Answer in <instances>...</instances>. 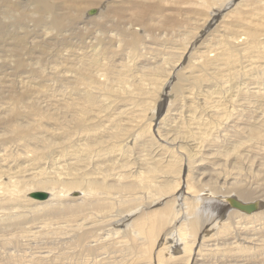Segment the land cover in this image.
Returning a JSON list of instances; mask_svg holds the SVG:
<instances>
[{"label": "bare ground", "instance_id": "1", "mask_svg": "<svg viewBox=\"0 0 264 264\" xmlns=\"http://www.w3.org/2000/svg\"><path fill=\"white\" fill-rule=\"evenodd\" d=\"M191 1L194 2L195 0H190V3ZM218 1L219 0H205V4L217 3ZM223 1L221 0L220 3ZM232 2L233 1L225 5V8ZM254 2L258 3L256 0H254ZM99 3L105 6L104 8H106V11L104 10L105 12H102L103 10L101 9L99 12L98 9L92 8L96 9L95 14H98V12L99 14L91 18V20L89 19L96 25H94L93 28H88L85 24L90 23V21L82 20L84 8L97 4L99 5ZM199 4L200 3H198V7ZM144 5L145 0H0V74L3 75V77L0 76V94L3 88H8L7 91H12L11 98H9L10 101H8L9 104H7L10 107L4 109L2 114H0V149L4 151L6 149V144L9 143H11L10 147L16 145L15 147L17 148L24 146L25 141L35 140L37 144L43 143L41 145V150L43 149L44 152L40 153L46 155L50 148L51 154L58 155V157H63V159H65L64 162L67 168L65 177L62 176L61 178H57V175V179L53 176L51 179H48L46 176L41 178V176L46 173L41 171L38 172L39 174L37 173V176H34V173L31 174L34 179L33 182H29V188L26 187V183L24 185L21 184L24 182L21 181V178L20 180L17 179V181L14 180V182L12 180L11 184L2 188L4 189V193L2 192L0 196V242L3 244L4 248H9L12 245L18 246L22 244L23 241L31 244L34 237L45 238L48 237L47 235L55 232L57 236L67 235V239L65 240L75 243L80 250H87L86 252L91 256L88 260L91 261L92 264H106L109 258L116 260L122 254L121 258H126V261L119 262V260L118 263L197 264L199 257L202 256L204 247L210 246V244L207 243L210 241L204 238V235L207 232L210 233L214 227L218 226L217 222L222 216L226 218L218 229L217 235L224 234V239H228L231 244L239 243L235 246L239 251H248V248L253 249L254 245L257 243L253 242V238L250 236H245L246 233L245 235L243 233L242 237V234L239 235L237 230H234L236 219L243 220L241 223L246 224L250 217L255 216L254 219L258 220L259 223L253 226L251 225L252 227L250 230L254 232V235L258 232H264V212H262V209L245 214L246 212L242 213L243 211L240 212V210L238 211V209L229 205V201L226 198L229 196L228 193H233L244 200L251 201L249 199L252 198L253 192H256L254 189H251V187L243 184L241 182L242 179H240L241 181H234L237 180V172H232L231 170L236 169V166L232 167L231 170L227 168V164L231 162L230 160L233 157L238 158L243 153L241 150L245 146V142L236 141L234 148L232 143H227V147H230L228 148V150L230 149L229 152H231L232 149L234 150V152L231 153L226 151L227 148H223V150L219 151H212L213 147H211V152L208 153L204 152L200 147L196 149L190 143V149L187 146H183V139L173 137L171 134L169 135L171 132L170 130L169 133L167 131V134L161 133L159 127L160 122H155L153 124L154 118L152 116L146 117L144 120L139 119L135 113V105L138 103V100L135 104L132 103L134 100L129 102V96L132 97V93L129 95L126 91L124 95H122L118 92L119 87L115 90L114 86L107 81L108 78H111L110 73L113 72V70H111L113 63H111L110 66L107 65L108 70H104L101 67V60L99 59L97 61L94 57L96 55L92 54L93 57H90L88 60L86 59L91 55L89 48L91 45L87 44L86 37L92 34L95 28H99L100 32L102 31L103 33L102 35H104L101 37L100 41L104 45L106 53L110 56L108 58H111L113 55V49L114 56L117 54L115 52L117 51L116 47L118 43L119 46L128 49L141 48L140 43L143 36L141 37L138 31H126L130 32V35L123 39H118V36L115 37L112 32H115L116 29L117 31L120 30L121 27L117 28L115 18L121 16L126 9H131L137 15V20L140 19L144 21L147 15L143 8ZM246 5L249 4L245 3V0H239L235 7L231 8L229 11H232L234 16L235 13L238 14V16L239 14L245 15L252 13L243 11V6L246 7ZM149 6L152 8L151 5ZM156 6L160 9L159 1L156 2ZM246 9L248 10L250 8ZM90 10L91 9L87 10L88 16H93V14L89 13ZM230 16L232 15L230 14ZM260 18L262 19V17ZM241 20L243 21V19ZM228 21H230V19ZM132 22V20L129 21V23ZM203 27V31L198 37L210 29L211 25L208 26L207 23H205ZM240 30L241 29H239V31ZM119 33L125 32L121 30ZM245 33H247L248 36L244 41H247L250 49L253 52L263 55L264 58V49H262L259 44L261 43L260 36H258L260 35L259 29H252ZM38 38L40 39L39 41H37ZM227 39H224L223 44V50L225 52L223 58L224 63L227 60L228 62H232L233 55L236 56V53H238L236 49L227 47L230 44V39ZM234 39L233 41H235ZM97 40L99 41V36ZM188 42L191 44L186 42V45L184 44L185 46H183L184 48H181V58L191 52L194 47V41ZM241 42L238 43L240 44ZM243 44L240 46H243ZM241 48H245V44L244 47ZM104 54L105 53H103V55ZM251 56L250 54V57ZM259 58L262 57L259 56ZM41 59H44V63L40 62ZM56 59L59 61L63 59L65 61L66 70L63 67L65 73L62 74L61 71L53 70L56 74V79H54V81L57 80V73L59 72L61 75V80L58 79L59 83L63 86L69 85L70 92L66 90L69 92L66 97L69 96L65 103L62 104V116L56 112H51L46 115L49 120V130L47 125L44 127V122L42 125V123L38 121L39 119L37 120L35 118L37 116L38 107L41 105L40 102L37 103L35 101L38 97L36 99L34 98V100L31 97L33 93L29 88H26L24 91L20 90L21 92L15 91L13 85L16 82L14 83L13 81V74L23 75L28 73L27 75L30 74L29 76H38L45 64L48 62L57 63ZM218 61L219 57L217 56L209 58L207 63L211 67H216ZM179 65L180 64H176V66ZM249 67L250 66H248V68ZM98 69L99 71H97ZM252 69L254 68L248 70L252 71ZM100 71L102 74H99ZM230 71L232 70H229V72ZM231 73H228L226 76L229 78ZM245 73L250 74L248 71ZM174 74L175 72H173V75ZM10 76H12L11 79H9ZM119 77L121 79L122 75L120 74ZM34 78L36 77H33V82ZM43 78H46V76L44 77L43 75ZM31 79L27 77V80ZM169 80H172V77L169 78ZM77 84H81L83 87L77 90L75 88ZM224 88L220 87L217 90L214 89L213 93L215 91L217 93H222ZM129 89H131V87ZM143 89L145 88L143 87ZM112 90L114 91V96L122 99L117 105V108L121 107V110L116 112V114L118 113L121 119L123 118L124 122H120L121 119L115 122L110 118L111 124L107 126L105 125L106 123H104V111L109 107L106 104L107 100L105 101L104 97L99 98V96L108 95L109 97ZM179 90L180 92L184 90V85L182 83L179 85ZM123 91L124 90H122V93ZM259 92L258 90V93H255V96L259 97V103L255 110L260 108V111L263 113L260 121H255L252 118L253 115L258 114V112L251 108L253 105L250 107L248 104L249 107L243 109L246 114L241 110L234 112L232 111L233 109H230L228 111L229 119L234 116L240 119L235 121V124L240 122L243 125L242 127L241 124L238 125V129H235L236 131L233 129L235 127L230 128L235 131V139H253L264 132V94L261 95ZM125 93L127 95H125ZM243 94L246 95V92H243ZM135 95L136 94H134V96ZM239 95L240 94H238V96ZM116 98L115 100H117ZM14 103L15 105H13ZM112 103L113 102H111V104ZM20 105L25 106L21 108ZM239 108L241 109V107ZM228 109L229 108H227V110ZM115 110L116 109H114V111ZM227 110L224 112L225 116ZM110 111L111 110H109V112ZM43 115L42 117H44ZM111 115H113V113ZM113 116H115V114ZM217 116L219 119L215 126L220 128L225 116L221 114V112H219ZM143 124L148 127L146 126L145 132L142 133ZM152 125L158 126L156 132L152 131L154 129H152ZM42 126L49 130V135H45L43 132L42 135L41 133L39 134V131L43 128ZM43 130L44 129H42V131ZM242 134H245L246 137L243 138ZM45 137H48L47 139L49 140L46 141L47 139ZM49 141L52 144H50ZM163 142H165L166 145L163 144ZM238 144L240 145V150H237ZM29 145L31 148V144ZM133 148L138 150L137 160L135 157L133 159L130 158L137 153L133 152ZM35 149H37L36 145ZM245 150L243 151L245 152ZM6 151L5 154H0V168H5V171L9 174L13 173L14 169L9 166L7 168L4 167L6 164ZM25 151H27V149H25ZM30 151L31 149L27 152ZM199 154H201V156H199ZM21 156L23 157V155ZM42 157L43 156L39 157V155L36 156V159L32 161L33 164L35 161H38V166H40ZM49 157L50 155L48 158ZM24 158L27 161L28 155ZM51 159L55 160L54 158ZM255 159L256 157L254 156L253 161L261 165L263 170L259 172L262 173L264 171V157L262 159ZM7 160L9 162L8 158ZM179 161H181L180 164H178ZM20 162L21 161H19V163ZM3 163L5 164L3 165ZM9 165L11 166V164ZM18 166V169H15L17 171H14L19 174L21 170L20 172L18 170L19 168L22 169L23 165ZM239 168L240 167H238V169ZM189 169H194L196 174L193 176L194 173L191 171L192 177L189 173L186 176L187 178H185L186 182H182L183 178L181 177V172H185ZM230 171L235 174L233 178L231 177L232 173ZM253 173L255 172L253 171L250 174ZM250 174L248 176H250ZM198 176L201 177L198 178ZM262 176H264V174H262L261 177ZM39 177L40 179H38ZM24 178L26 177H23V179ZM191 178L196 179L194 183L191 182ZM258 178L260 179L259 175ZM231 179L233 180L232 183L230 181ZM248 179L250 183V178ZM260 180L261 182L258 187L262 188L261 186H264V177ZM195 186L198 188L192 189ZM31 188L34 189L31 190ZM38 188L43 189V191ZM201 189H204L207 194L206 196L198 193ZM32 191L47 192L50 196L48 195V198L43 201L32 197L29 198L35 199L38 202L40 201V204L37 202L39 206H33L31 204V202H33L32 200H26V197L28 198L29 195L28 193ZM75 191H80L81 195L79 197H74L72 194ZM262 192H264V188H262ZM26 193L28 194L27 196ZM195 201H200V205L195 206ZM174 203L177 204L179 209L183 207V211L179 212L177 209L174 210L176 207ZM228 208H230V210ZM6 209L9 211H6ZM146 211H149L148 214H146ZM39 219H43L45 223L50 221L55 222V224L63 223L66 227L60 224L56 226L47 224L46 227L38 226V224L35 223H37L36 221ZM114 220H119V223H124L125 227L120 228L116 226V229L113 231L109 230L107 227L113 223ZM177 226H179L177 228L178 230H175ZM70 227H72V231L76 234L70 230ZM44 228H46L45 231H43ZM245 228L246 227L242 230H245ZM102 231L103 233H101ZM240 231L241 229L239 233ZM175 232L180 234V240L176 237L175 243L176 245L184 246L187 253L186 255L174 256L168 250V243L166 240L170 235L174 237ZM115 233H122V235L115 237L113 236ZM260 240L261 238L258 237V241ZM262 250H264V248H262ZM171 251L178 252L176 248L171 249ZM127 255H129L128 258ZM255 255L256 254H253V257H255ZM38 258L37 256V259ZM33 259L35 260L36 258L33 257ZM47 259H50V257L46 258V260ZM34 263L40 264L39 260H36Z\"/></svg>", "mask_w": 264, "mask_h": 264}, {"label": "rangeland", "instance_id": "2", "mask_svg": "<svg viewBox=\"0 0 264 264\" xmlns=\"http://www.w3.org/2000/svg\"><path fill=\"white\" fill-rule=\"evenodd\" d=\"M158 1L160 2V9L158 6H156V2H158ZM182 1H184V2H182ZM231 1H233V2L231 4H229V6L227 8H225V5H227ZM238 1L239 0H224L222 3H220L221 0H219L217 2L218 4L214 2L212 4L210 3L211 4L210 5V4H205L206 3L205 0L204 1L195 0L194 2L191 1V3H190V0H145V5L143 8L146 11L147 15H146L144 21H142L140 19L137 20V15L131 9H126V10H124V12L121 16H117L115 18V22L117 23V28L121 27L120 30L117 31V29H116L115 32H112L113 35H115V37L118 36V39H123V38H126V36L130 35V32H126V31H129V30L138 31L139 35L141 37L143 36L141 43H140L141 48L128 49V48H124L123 46H119V43H118L117 47H116L117 51L115 52L117 54L114 56V49H113V55L112 56H114V57L111 56V58H108L110 56H109V54L106 53V50L104 49V45L100 41L101 37H103L104 35H102L103 33H102V31L100 32L99 28H95V31L86 37L87 44L91 45V47H89L90 51H91L90 52L91 55L89 57H87L86 59L88 60L90 57H93V55H96L94 57L97 59V61L99 59L101 60V63H102L101 67L104 70H108L107 67L110 66L111 63H113V67L111 68V70H113V72L110 73L111 78H108L107 81H109V83L112 84V86H114L115 90H116V88L119 87L118 92L121 93L122 95H124V92H126V91H127V94H129V95L131 93H132L131 95H133V96H134V94H136V95L138 94L137 96L135 95L136 98H135V96L134 97L129 96V98H130L129 102L134 100L132 103L135 104L138 100V103L135 105V113L137 114L139 119L144 120L146 117L152 116L154 118L153 124L155 122H160L159 127L161 129V133L167 134V131H168V133L171 131L169 133V135L171 134V135H173V137L183 139V146H187L190 149L191 148V146L189 145V143H190L196 149H199V147H200L202 150H204V152H208V153L211 152V147H213L212 151H215V150L219 151V150H223V148H227L226 151L229 152L230 149L228 150V148H230V147H227V143H232V146L234 148L236 141H240L243 143L245 142L244 143L245 146L241 150L243 153L238 158L233 157L230 160L231 162L227 164V168H228V170H231L232 167L236 166L237 167L236 169L231 170L232 172L233 171L237 172L236 177L237 176L238 177H237V180H234V181H241L240 179H242L241 182L243 184L251 187V189H254L256 191L255 193L253 192V194L251 196L252 198L249 200L254 201V199L261 198V195H262V198L258 199L256 201L259 202V208L258 209L259 210L262 209L263 210L262 212H264V192H262V188H264V186L262 185L261 186L262 188L258 187L259 183L261 182L260 179H262L264 177V176L261 177V175L264 174L263 173L264 171L262 173H260L261 172L260 170H263L261 165H258L256 162L253 161L254 156L256 157L255 160L262 159L264 157V132H262L258 137L253 138V139L244 138V137H246L245 134H242L244 139H240V138L235 139L234 138V132L236 131L235 129L237 128L238 125L241 124L240 122L238 124H235V121L240 120V119H237L234 116L232 117L234 120L232 118H230V119L228 118V111L230 109L231 110L233 109L232 111H234V112H236L237 110L244 111L243 109H246L249 106L251 107L253 105L251 108H253L255 110V108L257 107V105L259 103V101H258L259 97L255 96L256 95L255 93H258V90H259L260 91L259 93L261 95L264 94V90H263L264 89V78H263L264 77V72H263L264 71V61H263L264 58H263V55H260L257 52H253L250 49L247 41L246 40L244 41V39H246V37L248 36L247 33H245V32H248L249 30H252V29L253 30L259 29L260 35H258V36H260V42H261L259 44L261 45V48L264 49V19H263L264 18V0H256V2H258V3H255L254 0H245V3H247L249 5H246V7H244L245 6L244 5L243 11H245V12L247 11L246 13H248V12H252V13H250V14L248 13L249 15L243 14L244 16L239 14L240 18L243 19V21L239 18L238 14L235 13V16H237V17H235L234 13L232 11H229L231 8L235 7V5ZM185 2H187V3H185ZM240 2H242V1H240ZM198 3H200L199 7H198ZM149 5H151L152 8ZM250 5H251V7H250ZM255 6H257L258 8ZM104 7L105 6L103 4H100V3H99V5L97 4L94 6L85 7L84 13L82 16V20L89 22L91 20V18H94L96 15L99 14L101 9L103 10L102 12H105L106 8H104ZM92 8L98 9L99 12H98V14H95L93 16H88L87 10L92 9ZM246 8H250V9L247 10ZM205 9H207V10H205ZM135 11H136V9H135ZM254 12H256V13H254ZM230 14L232 16H230ZM246 15H248V16H246ZM250 17H251V19H250ZM260 17H262V19ZM229 19H230V21H228ZM131 20L133 22L129 23V21H131ZM259 20H261V21H259ZM237 22H238V24H237ZM242 22L246 23L248 26L246 24H243ZM252 22H253V24H252ZM205 23H207L208 26L211 25V27L203 35L198 37V35L201 34L203 31V28H204L203 26ZM85 25L88 28H93L94 25H96V24L94 22L90 21V23H86ZM249 25H251V26H249ZM252 25H255V26H252ZM244 26H246V27H244ZM239 29H241L242 31L241 30L239 31ZM121 30H123L125 33H119ZM98 36H99V41L97 40ZM228 36H231V37H228ZM225 38L230 39L229 40L230 44L227 47H231V48L236 49L238 53H236V56L233 55L232 62H228V60H227L224 63L223 58L225 56V52L223 50V47H224L223 44H224ZM233 39L235 41H233ZM39 40L40 39L38 38L37 41H39ZM188 41H194V47H193L191 52H189L186 56H183L181 58L180 57L181 53H182L181 48H184L183 46L186 45V42L189 43ZM237 41L238 42L242 41L241 43L245 44V48H241V47H244V44H243V46H240L242 44L241 43L239 44ZM189 44H191V43H189ZM233 44L236 46H234ZM246 44H247V46H246ZM248 48H249V50H248ZM202 50H203V52H202ZM96 51H98V52H96ZM103 51H105V52H103ZM225 51H226V49H225ZM103 53H105V54L103 55ZM252 53H254V54H252ZM250 54L252 55L251 57L255 58V59H252L250 57ZM217 56L219 57L218 65L216 67L209 66L207 63L208 59L213 58V57H217ZM259 56L262 58H259ZM97 57H99V58H97ZM228 57H229V55H228ZM180 58H181V60H180ZM103 61L105 64L103 63ZM40 62L44 63V59H41ZM56 62L57 63L48 62L47 64H45L43 66V68L41 69V72L38 74V76L37 75L36 76L35 75L29 76L30 74L27 75L28 73L23 74L24 76L22 74H18V75L13 74V81H14V83L16 82L15 84H17V85L12 84L15 91L21 92V91H24L26 88L27 89L29 88V90H31L33 93L31 95V97L33 99L34 98L36 99L38 97V99H36V100L34 99V100L37 103L40 102L41 105H39V107H38L37 116L35 118L37 120L39 119L38 121L40 123H42V125L44 122V127H45V125H47L48 126L47 128L49 130H50V125H48L49 120L46 117V115H48L51 112H56V113L61 114L62 107H63L62 104L65 103L66 99L69 96L68 95L66 97V95L70 92L69 85L63 86L62 84L59 83V80H61L60 79L61 75L59 74L58 71H61V74L65 73L63 71V67L66 70L65 61L62 59L60 61L57 60ZM243 62H245L246 64H248V63L249 64L246 65ZM176 64H180V65L176 66ZM248 66H250V67L248 68ZM257 66H259V67H257ZM250 68H254V69H252V71H249L248 69H250ZM261 68L263 71L261 70ZM228 69L232 70V71L229 72ZM53 70L54 71L58 70L57 71L58 73L56 72L58 74L56 81H54V79H56V74L54 73ZM97 71H99V69ZM101 71L99 72V74H102ZM247 71L250 72V74L245 73ZM173 72H175L174 75H173ZM260 72H262V73H260ZM228 73H231V75H229V78L226 76V75H228ZM49 74H51V75H49ZM120 74L122 75L121 79L119 77ZM43 75H44V77L46 76L47 79L43 78ZM0 76L3 77L2 74H0ZM170 76L172 77V80H169V78H171ZM27 77H28V79H31V78L32 79L27 80ZM33 77H36V78H34V82H33ZM256 77H258V78H256ZM11 78H12V76L9 77V79H11ZM141 79H143V80H141ZM193 79H197V80H193ZM227 80H229V81H227ZM22 81H24V82H22ZM41 81H42V84H41ZM126 81H127V83H126ZM27 82H29V83H27ZM44 83L47 86H45ZM46 83H48V84H46ZM180 83H182L184 85L183 92H180V90H179ZM139 85H142L145 89H143V87L139 86ZM220 85H222V86H220ZM224 85H226V86H224ZM124 86H126V87H124ZM81 87H83L81 84H77L75 86V88L77 90ZM130 87H131V89H129ZM220 87L221 88L225 87L224 90H222V93H217L216 91L213 93L214 89L217 90ZM54 88H57V89H54ZM66 88H68L69 90ZM7 89L8 88H3V90H2L3 92L1 91V94H0V108H1L0 114H2L4 109L10 107L7 104H9L8 101H10L9 98H11L12 91L11 90L7 91ZM66 90L69 92H67ZM122 90H124L123 93H122ZM140 91H143V92H140ZM243 92H246V95L243 94ZM53 94H55V95H53ZM127 94L125 93V95H127ZM238 94H240V95L238 96ZM62 96H64V97H62ZM102 97H104L105 101L107 100L106 104L109 108L108 107H106V108L111 110L110 112H112L113 115L115 114V116H113V115H111L112 113H110L108 109H105V111H104V114H105L104 123H106L105 125L109 126L111 124V119L114 120L115 122H118L121 119V116L118 113L116 114V112H119L121 110V107L117 108V105L122 99L118 98L117 96H114L113 90L111 91L109 97H108V95L99 96V98H102ZM115 98L117 100H115ZM137 98H139V99H137ZM109 99H111V100H109ZM113 100H115V101H113ZM110 101L113 103L111 104ZM248 104H249V106H248ZM13 105H15V103ZM239 105H241V106H239ZM24 106L25 105L21 106V108H24ZM234 106H235V108H234ZM238 106L241 107V109ZM242 107H244V108H242ZM110 108H112V109H110ZM175 108H177V109H175ZM227 108H229V109L227 110ZM114 109H116V110L114 111ZM221 110H223V111H221ZM226 110H227V113L225 116L224 112H226ZM255 111L258 112V114H257L258 116L253 115L254 117L252 116V118L255 121H260L262 119L261 117H262L263 113L260 111V108L256 109ZM106 112H109V113H106ZM159 112H160V114H159ZM219 112H221V114H223L225 116V118H224L223 123L221 124V127L217 128L215 126V124L218 122L219 117L217 116V114H219ZM243 113L246 114L245 111ZM42 115L44 117H42ZM61 116H62V114H61ZM112 117H114V118H112ZM109 119H110V121H109ZM120 122H122V123L124 122L123 118L120 120ZM146 126L147 125H145V124L142 125V133L145 132ZM242 126L243 125L241 124V127ZM44 127L42 129H44L46 132L44 130L42 131V129H41L39 131V134L41 133V135H42V132H43V134L49 135V130L47 128L45 129ZM231 127L232 128L235 127V128H233L235 131L233 129H230ZM156 128H158V126H153L152 131L156 132ZM225 129H226V131H225ZM147 132H149V131H147ZM45 138L47 139L48 137H45ZM48 140L49 139H47L46 141H48ZM28 142L25 141V145L27 148L25 147V145L21 146V147H17V148L15 147L16 145H13V147L12 146L10 147L11 143H9V144H6V149L4 151H3V149L2 150L0 149V154H2V153L5 154V151L7 150L6 151V159H5L7 162L5 161L6 164L3 163V165L5 164L4 167L7 168L9 166L15 170V169H18V167H19L18 165H20V166L23 165L22 169L24 171L23 172L22 169L19 168L18 171L20 172V170H21V172L18 174V172H15L17 170L14 171L12 169L13 173L8 174V172L5 171V168H0V170L2 169L1 175H0V183H1L0 184V187H1L0 196L2 195V192L4 193V189H2V188H5L8 184H11L12 180L14 182V180L17 181V179L20 180V178H21V181H24L21 184L24 185L26 183V187L29 188L30 183L33 182V179H34L31 176L32 173H34V176H37L38 172L44 171L46 173L43 176H41V178L46 176L48 179H51L52 176L56 178L57 175H58L57 178H59V177L61 178L62 176L65 177L67 168L65 165L66 163L64 162L65 159H63V157L60 158V157H58V155L51 154L50 148L48 149L47 154L44 155V154H42L44 152V150L43 149L41 150V148H42L41 145L43 143L37 144V142L35 140H29ZM49 143H50V141H49ZM29 144H31V146H32L31 148H30ZM50 144H52V143H50ZM163 144H165V142H163ZM239 144H241V143H239ZM239 144H238L237 150L238 149L240 150ZM33 145H34V147H33ZM35 145H36L37 149H35ZM22 147H24V148H22ZM244 148L247 150H245ZM15 149H16V151H15ZM25 149H27V151H29L31 149V151L27 152V151H25ZM33 150H35V151H33ZM243 150H245V152ZM17 151H19L20 153ZM137 151L138 150L136 148H133L134 153H136ZM40 152H42V153H40ZM231 152H234V150L232 149ZM231 152H229V153H231ZM20 154L23 155V157ZM18 155H20V156H18ZM26 155H28L27 161L24 158ZM38 155H39V157L43 156L42 159L40 160V166H38L39 165L38 161H35L34 164L32 162L34 159H36V156H38ZM49 155H50V157L48 158ZM121 155H122V153H121ZM199 156H201V154H199ZM14 157H15V159H14ZM134 157L136 160L138 159V152L130 158L133 159ZM7 158L9 159L10 163L8 162ZM10 158H11V160H10ZM51 158H54L55 160H53ZM135 159H134V161H135ZM56 160H57V162H56ZM19 161H21V162L19 163ZM180 163H181V161L178 162V164H180ZM9 164H11V166ZM241 165H242V167H241ZM247 166H248V168H247ZM34 167H36V168H34ZM64 167H65V169H64ZM238 167H240L239 168L240 170L238 169ZM243 167H246V168H243ZM260 167H261V169H260ZM263 168H264V166H263ZM255 169H256V171H255ZM191 171H193V173H194L193 176H194L196 174L194 169H189V170H186L185 172L184 171L181 172V177L183 178L182 182H186L185 178H187L186 177L187 174L190 173V176L192 177ZM253 171L256 174L255 173L250 174ZM257 171L258 172L260 171V172L258 173ZM257 173H258L260 179L258 178ZM12 174H14V175H12ZM249 174H250V176H248ZM232 175H231V177L233 178L235 174L232 173ZM23 177H26V178L23 179ZM200 177L198 176V178H200ZM253 177H254V180H253ZM248 178H250V183L248 182V180H249ZM35 179H37V178H35ZM38 179H40V177ZM195 180L196 179L191 178L192 183H194ZM230 181H231V183L233 182L232 179ZM197 188L198 187L195 186L192 189H197ZM231 188H232V186H231ZM32 189H34V188H31V190ZM35 189H37V188H35ZM38 189H40V188H38ZM40 190L43 191V189H40ZM36 192H38V191H32V192L28 193L29 195L26 193V196L28 195V198L26 197V200L31 198V195L33 193H36ZM198 193L202 194L203 196L207 195L205 193L204 189H201ZM228 194H229V196L226 198L235 196L240 200L248 201V200H244L241 197H238V195H235L233 193H228ZM48 195L50 196V194H48ZM72 195L74 197L75 196L79 197L81 195V192L75 191V192H73ZM29 200L33 201V202H31V204L33 206L34 205L39 206L38 205V204H40L39 202L43 201V200H40L38 202L35 199H29ZM37 202H38V204H37ZM174 204L176 205L174 210L177 209L179 212L183 211V209H184L183 207H181V209H179L177 204L176 203H174ZM194 205L195 206L200 205V201H195ZM228 209L230 210V208H228ZM23 210H25V209H23ZM6 211H9V210L6 209ZM148 212L149 211H146V214H148ZM242 213H244V212H242ZM245 214H247V213H245ZM27 215L31 216L30 214H27ZM225 218H224V216H222L221 219H219V221L217 222L218 226L214 227L210 233L207 232L204 235V238H207V240L210 241V242H207L210 244V246L204 247V250L202 251V256L199 257L197 264H264V250H262V248H264V232H258L257 234L254 235V232H252L250 230L253 225L259 223L258 220L254 219L255 216L250 217L248 219V223H246V224H242L241 222L243 220H239V219H236L235 223H234V225H235L234 230H237V233L239 235L242 234L241 236L243 237V233H244V235L246 233L245 236H250L251 238H253L252 241L256 242L259 245V246L257 244L254 245L253 249L247 247L249 249L248 251H239L235 247L239 243L231 244L228 239L227 240L224 239V234L217 235V233L219 231L218 229L221 227L222 222L225 221ZM117 219H118V217H117ZM40 221H42V222H40ZM36 222L37 223H35V224H38V226H42V227H46L47 224H49L50 226H51V224L53 226L54 225L56 226L58 224L64 225L63 223L55 224V222H51V221L48 223H45L43 219H39ZM118 223H119V220H114L113 223L108 225L107 228L109 230L113 231L114 229H116L115 228L116 226H119L120 228L125 227L124 223H121V222L119 224ZM247 225H248V227H247ZM178 227L179 226H177L175 230H178L177 229ZM244 227H246L247 229L245 228V230H242V229H244ZM45 229L46 228H44L43 231H45ZM240 229H241V231L239 233ZM70 230L72 231V227H70ZM224 230H227V229H224ZM231 230H233V229H231ZM248 231H249V233H248ZM101 233H103V231ZM74 234H76V233H74ZM119 235H122V233L121 234H119V233L113 234V236H115V237L119 236ZM47 236L48 237H45V238H35L34 237L33 242L31 244L27 243L26 241H23L22 244H20L18 246L12 245L9 248H4L3 244L0 242V264H32V263L35 264L34 262L36 260L37 261L39 260L40 264H45V263L46 264H92L91 261L88 260V258H90L91 256L86 252L87 250H85V249L80 250V248L75 243H72L68 240H65V239H67V235L57 236V233L54 232V233L49 234ZM257 236L261 238L262 244H261V240L258 241ZM176 237L180 240V234L178 232H175L174 237L170 235L169 238L166 240V242L168 243L169 252H171L174 256H181L184 254L186 255L187 253H186L184 246L183 245H176V243H175ZM173 248H176L178 250V252L171 251V249H173ZM253 254H256L255 257H253ZM49 255H51V256H49ZM122 255L119 258H117L116 260H114L113 258H109L107 260L108 262L106 264H123V263H118L119 260H120L119 262L126 261L125 260L126 258H123V259L121 258ZM37 256L39 258H41V257L42 258L37 259ZM33 257L36 259L34 260ZM43 257H45V258H43ZM49 257H50V259H47L48 260L47 261L46 258H49ZM128 257H129V255H127V258ZM30 259H32V260H30ZM101 264H103V263H101Z\"/></svg>", "mask_w": 264, "mask_h": 264}, {"label": "water", "instance_id": "3", "mask_svg": "<svg viewBox=\"0 0 264 264\" xmlns=\"http://www.w3.org/2000/svg\"><path fill=\"white\" fill-rule=\"evenodd\" d=\"M89 13L94 15L96 13V9H91ZM31 197L35 199L44 200L48 197V193L47 192H36V193H33ZM227 199L229 201V204L233 208L246 212V213L256 212L259 208V203L256 200L243 201V200L238 199L235 196L229 197Z\"/></svg>", "mask_w": 264, "mask_h": 264}]
</instances>
